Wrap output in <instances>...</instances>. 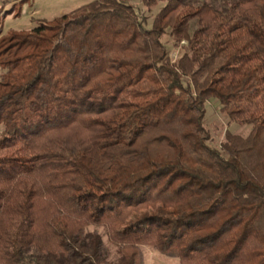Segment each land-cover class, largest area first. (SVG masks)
Here are the masks:
<instances>
[{"label": "trees", "instance_id": "1", "mask_svg": "<svg viewBox=\"0 0 264 264\" xmlns=\"http://www.w3.org/2000/svg\"><path fill=\"white\" fill-rule=\"evenodd\" d=\"M159 1L0 36V264H264V0Z\"/></svg>", "mask_w": 264, "mask_h": 264}, {"label": "rangeland", "instance_id": "2", "mask_svg": "<svg viewBox=\"0 0 264 264\" xmlns=\"http://www.w3.org/2000/svg\"><path fill=\"white\" fill-rule=\"evenodd\" d=\"M87 1L89 0H0V6L3 7L2 11L9 9L3 16H0V36L12 30L31 29L39 22L50 20ZM129 1L133 2L141 13L146 16L147 25L157 8L162 5V1L159 0H155L154 3L148 6H145L141 0ZM193 27L194 22L190 21L189 28L192 29ZM161 39L165 44L169 57L175 59L178 54L181 53L180 45L184 42L180 41L179 44L175 46L167 35V31L162 35ZM204 124L209 131V143L213 146L218 145L225 131L244 136L250 130V125L248 124H237L229 121L219 110L218 105L213 101L205 105ZM90 229H92V227H90ZM95 229L99 233H102L101 228ZM142 254V264H178L177 258L164 255L151 247H143Z\"/></svg>", "mask_w": 264, "mask_h": 264}]
</instances>
